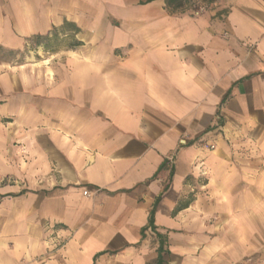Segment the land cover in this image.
I'll return each instance as SVG.
<instances>
[{
    "label": "crops",
    "instance_id": "crops-1",
    "mask_svg": "<svg viewBox=\"0 0 264 264\" xmlns=\"http://www.w3.org/2000/svg\"><path fill=\"white\" fill-rule=\"evenodd\" d=\"M194 6L0 0V264H264V0Z\"/></svg>",
    "mask_w": 264,
    "mask_h": 264
},
{
    "label": "trees",
    "instance_id": "trees-1",
    "mask_svg": "<svg viewBox=\"0 0 264 264\" xmlns=\"http://www.w3.org/2000/svg\"><path fill=\"white\" fill-rule=\"evenodd\" d=\"M143 1H151V0H143ZM188 0H164L166 6L172 8V9H178L184 5ZM207 2H212L214 0H203ZM36 43H40V40H38ZM158 263H161V249H158Z\"/></svg>",
    "mask_w": 264,
    "mask_h": 264
},
{
    "label": "rangeland",
    "instance_id": "rangeland-1",
    "mask_svg": "<svg viewBox=\"0 0 264 264\" xmlns=\"http://www.w3.org/2000/svg\"><path fill=\"white\" fill-rule=\"evenodd\" d=\"M191 1L192 3H194V9H200L201 7H209L210 5H212L214 2L216 1H220V0H214L212 2H207V1H203V0H188Z\"/></svg>",
    "mask_w": 264,
    "mask_h": 264
},
{
    "label": "built area",
    "instance_id": "built-area-1",
    "mask_svg": "<svg viewBox=\"0 0 264 264\" xmlns=\"http://www.w3.org/2000/svg\"><path fill=\"white\" fill-rule=\"evenodd\" d=\"M209 147H210V148H212V147H213V145L211 144V145H209ZM83 193H84V194H86V193H87V191H84Z\"/></svg>",
    "mask_w": 264,
    "mask_h": 264
}]
</instances>
